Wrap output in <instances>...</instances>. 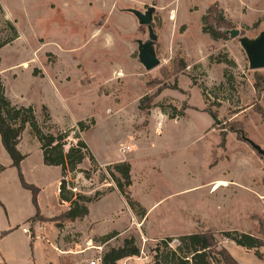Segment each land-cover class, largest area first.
Returning a JSON list of instances; mask_svg holds the SVG:
<instances>
[{"label":"rangeland","instance_id":"1","mask_svg":"<svg viewBox=\"0 0 264 264\" xmlns=\"http://www.w3.org/2000/svg\"><path fill=\"white\" fill-rule=\"evenodd\" d=\"M213 4L237 32L235 37L229 32L215 41L202 33L201 19ZM150 8L159 65L146 71L138 48L149 41V27L140 25L131 11L145 13ZM7 21L23 33L18 45L0 50V75L9 95H22L26 104H48L59 125L65 118L94 122L82 135L94 161L85 159L80 169L88 171L90 179L74 175V192L93 197L115 188L108 166L125 162L131 168L132 199L146 212L155 206L124 235L135 238L142 259L129 264H151V250L161 239L207 230L237 264H264V247L245 250L223 234L237 231L264 242V158L241 139L243 134L264 150V121L258 113L264 112V89L259 94L255 90L260 79L263 84L258 86L264 88V69L250 70L241 46L243 39L254 41L264 31V0H0V42L11 35ZM180 57L186 69L172 77ZM20 60L36 77L48 75L66 104L41 86L27 91L30 82L24 75L13 81L11 67ZM166 75L171 79L166 81ZM175 79L180 91L167 88ZM153 83V89L148 88ZM153 95V108L139 111L140 100ZM183 105L189 107L184 118L161 120ZM42 120L40 115L45 132L68 133L65 151L76 143L73 130L44 125ZM31 150L30 161L37 162L38 147ZM59 176V169L47 171L37 197L47 219L64 212L56 194ZM217 182L226 186L214 190ZM20 190L13 168L1 174L0 199L9 216L0 208V264H44L46 238L53 236L49 227L54 223L35 224L44 225L35 231L32 256L29 236L20 226L5 234L10 222L19 225L26 216ZM120 204L109 196L93 206V217L104 218L103 225L111 228L108 217ZM124 219L115 225H124ZM55 236L58 248L85 251L82 256L90 260L112 248L110 244L97 251L96 242L87 247L71 225ZM121 239L112 243L114 248Z\"/></svg>","mask_w":264,"mask_h":264},{"label":"trees","instance_id":"2","mask_svg":"<svg viewBox=\"0 0 264 264\" xmlns=\"http://www.w3.org/2000/svg\"><path fill=\"white\" fill-rule=\"evenodd\" d=\"M202 33L208 35L212 40L225 39L228 32L232 31L231 24L225 21L222 11L217 4H213L205 12L201 19ZM7 26L11 35L0 42V49L15 40L18 35L16 28L12 23L7 21ZM186 69L184 59L176 58L173 66L172 77H176L179 73H183ZM170 75L165 76V80H170ZM259 80V79H258ZM262 80L256 84L255 90L259 94L264 88L258 86ZM263 84V82H262ZM155 84H151L148 88L153 89ZM171 90L180 91L177 87L176 79L174 84L167 86ZM159 92V91H158ZM152 97H145L140 100L138 110L147 112L153 108ZM189 109L187 105H183L179 111L173 108L172 114H165L169 120L176 118H184L185 111ZM42 123L51 124L50 116L46 108H42ZM264 121V112L258 109ZM213 117V114L212 116ZM94 122L91 120L87 124L83 121L77 122L74 138L76 143L65 151L67 132L56 131L55 133L45 132L41 124L38 123L34 109L32 107L16 106L5 96V89L0 78V140L1 145L11 161L10 167L15 169L19 185L22 189L28 191L31 195V204L34 208V215L26 222L30 224L28 230L29 248L32 253V243L35 239L34 225L36 223L52 222L55 227L62 229L63 224L67 222H75L84 219L89 211L88 206L100 200L105 192H96L93 197H88L83 193H75L76 187L73 185L74 175L83 174L86 180L90 179V173L79 168L85 159L94 161L93 155L90 153L86 143L82 140L81 134L90 130ZM30 128L31 134L38 141L42 154V163L47 167H58L60 169V181L58 187V203L60 205L67 204L68 209L60 213L57 217L50 219L41 215L37 197L39 189L34 185L28 184L21 171V162L25 159L17 150V144L25 127ZM220 145L224 144V135H221ZM108 176L110 181L114 183L115 189L119 195L125 200L127 206L142 220L145 218L146 211L135 200L132 199L129 188L131 187L130 165L128 163H116L108 166ZM5 168L0 165V173ZM67 176H72L67 181ZM118 176V177H117ZM1 205V204H0ZM264 229V223H260ZM6 234V233H5ZM2 234L1 236L5 235ZM224 236L233 242L237 247L245 250H253L264 247V242L249 234L238 233L237 231L223 233ZM117 233H110L99 239L101 244H105L115 238ZM151 264H237L226 248L220 246L212 231H201L193 234L180 235L176 238H165L159 240L155 247L151 250ZM140 249L136 244L134 237L123 240L122 244L117 248H109L101 256V264H118L119 261L127 258H138ZM260 260V256L256 255Z\"/></svg>","mask_w":264,"mask_h":264},{"label":"crops","instance_id":"3","mask_svg":"<svg viewBox=\"0 0 264 264\" xmlns=\"http://www.w3.org/2000/svg\"><path fill=\"white\" fill-rule=\"evenodd\" d=\"M17 30L16 31H17L18 37L15 40H13L12 42H10L9 44L5 45L4 47L14 46V45H18L20 43V41L22 40V37H23V35H22L23 33L19 29H17ZM20 46L22 48H24L23 44ZM4 47H2V48H4ZM23 60H20L15 66L11 67V68H13V70L11 71L13 73L11 76L12 80L18 81V77L20 75H24L26 78H28V80L30 82L28 85L29 89L27 91H30L32 86H35V85L39 86V87L41 86L42 88L49 89L50 92H52V95L54 96L55 99L66 104V100L63 98L62 94L60 93V91L58 89V86L53 82V80L48 75H46L44 73H41L40 76L36 77L33 74V71H30L29 69L22 68V66L24 65ZM0 74H1V70H0ZM0 78H1V75H0ZM1 80H2V78H1ZM2 82L4 85V89H5V96L11 102V104L16 105V106L32 107L34 109V114H35V117H36L38 123L40 120V115H42L41 110L44 107L47 109V112L50 116L51 124L55 125L57 128H60V129H63L65 127H67L68 130H74L75 129L77 121H71L70 119L65 118L63 123L61 125H59L57 123V121L54 119L52 112H51V109H50L48 104H43V103L26 104V103L21 101L23 99L22 95L10 96L3 80H2ZM162 117L163 118L161 120H163V119L169 120L166 115H162ZM178 120L179 119H177V120L174 119L173 121H178ZM160 127L161 126L159 125V129H160ZM83 134L84 133L81 134V138H82ZM32 147L35 149H37V147H38L39 159L37 162L30 161V158H31V155L33 152L31 150ZM17 150L22 155L25 156V159L21 162V171H22L23 177L28 184L34 185L40 190L39 194H38V200H39L41 193H42V190H44V187H45V181H47V171L52 170V169H59V168L58 167H47V166L43 165L42 154L40 151V145H39L38 141L31 134L30 128L28 126L25 127L23 133L21 134V137H20L19 142L17 144ZM10 164H11V161L9 159V156L7 155L5 150L3 149L2 145H1V140H0V165H2L5 168V170L0 173V178H1L2 173L11 169ZM83 165H84V161L79 166V168H82ZM100 165L102 166V163H100ZM59 171H60V169H59ZM29 175H33V177H31ZM59 181H60V176H59L58 180L55 179L57 200H58ZM131 183H132V179H131ZM109 188L110 189L100 198V200H98L97 202H94L88 206L89 213L84 219L78 220L75 222H68L65 225H63V227H62V229H63L65 227H68L69 225H71L76 230V232L81 236V239L87 241L88 245L93 244L94 242L98 243L97 248H99V251L106 249L107 246L110 244L112 245V247H114L112 243L114 241H116L117 238H122L120 241H123L124 239H126V237L124 238V235L129 230L135 228L138 221H143L144 219H146V217L148 216V213H150V211L155 207V206H152V207L148 208L146 215H145V218L142 220H139L135 216V214L130 210V208L127 206L125 200L119 195L118 191L115 188H112V187H109ZM20 194L22 195V197L26 201V216L21 219V221L19 222L20 223L19 225L17 223L10 222L11 224L9 223L8 228H7L8 231L6 232V234L10 235L14 231H16L15 229H17V227L20 226L22 234H24L27 238L28 234L23 232V229H26L27 227H29V224L26 222L34 215V208H33V206H32V208L30 207L32 205L30 193L28 191L22 189V190H20ZM109 196H115V198L119 199V202L121 203L119 208L115 212H112L110 217H108V220H110L111 224H112L111 228H109V226L103 225L104 224L103 223L104 218L98 217V216L96 218L93 217V211H92V208L94 205L102 202L103 200L107 199ZM0 204H1L0 208L3 209L4 214L8 219L9 212H8L7 205L1 199H0ZM58 205L60 206V209L62 211H66L68 209L67 204L60 205L58 203ZM122 216H125L124 225H121L120 223H119L120 225H118V226L115 225V222L119 221ZM43 225L44 224H42L41 226H43ZM41 226L38 224L35 225L34 226V232L37 231L38 229H40ZM49 228L52 230V232L54 234L51 238H49V239L46 238L47 239L46 245L49 246V249L45 250V252L43 253L44 264H88L90 261L93 260V259H91V260L87 259V258L82 256L85 251H73L70 249L58 248V246H56L54 243V241H55L54 238L56 237L55 235L59 234L62 229H58L56 227H49ZM114 232L117 233V236L115 238H113L112 240H110L109 242H107L105 244H101L99 242L100 238H102V237H104L110 233H114ZM41 239L43 240V237H41L40 240ZM119 246L120 245H118V247ZM35 254L36 253L34 252V256H35ZM132 260H142V259H141V256H139L138 258H135V257L134 258H127V259H123V260L119 261L118 264H120L123 261L127 262L128 264L133 263ZM34 261H35V259H34ZM4 264H6V263H4ZM34 264H36V263L34 262Z\"/></svg>","mask_w":264,"mask_h":264},{"label":"water","instance_id":"4","mask_svg":"<svg viewBox=\"0 0 264 264\" xmlns=\"http://www.w3.org/2000/svg\"><path fill=\"white\" fill-rule=\"evenodd\" d=\"M152 12L153 9H148L145 13L139 11H131V13L138 19L140 25L148 26L152 23ZM229 33V32H228ZM149 41L144 44H139V61L146 71H150L159 65V60L157 59L155 52L153 50V44L156 41V36L153 34L152 29H148ZM237 35L236 31H230V36L235 37ZM241 46L248 59L249 68L252 71H258L264 69V31L259 35L254 41H248L243 39L241 41ZM241 139L243 142L247 143L251 149L260 157L264 158V150H262L258 145L252 142L250 139L244 137L241 134Z\"/></svg>","mask_w":264,"mask_h":264},{"label":"built area","instance_id":"5","mask_svg":"<svg viewBox=\"0 0 264 264\" xmlns=\"http://www.w3.org/2000/svg\"><path fill=\"white\" fill-rule=\"evenodd\" d=\"M128 150H129V148H128ZM23 232L26 233V229H23ZM87 247H89V245ZM97 249H98L97 251H99V248H97ZM88 264H101V255H100V252H99V255L95 259H93L92 261H90Z\"/></svg>","mask_w":264,"mask_h":264},{"label":"bare ground","instance_id":"6","mask_svg":"<svg viewBox=\"0 0 264 264\" xmlns=\"http://www.w3.org/2000/svg\"><path fill=\"white\" fill-rule=\"evenodd\" d=\"M225 186H226L225 183H223V182H217V184L214 187V190L218 189L219 187H225Z\"/></svg>","mask_w":264,"mask_h":264}]
</instances>
